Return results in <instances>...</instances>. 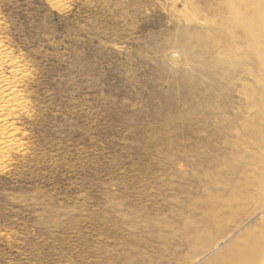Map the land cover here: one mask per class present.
<instances>
[{"label": "rangeland", "instance_id": "rangeland-1", "mask_svg": "<svg viewBox=\"0 0 264 264\" xmlns=\"http://www.w3.org/2000/svg\"><path fill=\"white\" fill-rule=\"evenodd\" d=\"M228 1L0 0V264H264Z\"/></svg>", "mask_w": 264, "mask_h": 264}, {"label": "bare ground", "instance_id": "bare-ground-1", "mask_svg": "<svg viewBox=\"0 0 264 264\" xmlns=\"http://www.w3.org/2000/svg\"><path fill=\"white\" fill-rule=\"evenodd\" d=\"M228 5H229V9H230L231 13L233 14L230 21H231L232 25L239 32V36H236V38L234 36H232L231 40H230V38L228 39L227 38L228 36L226 35L227 36L226 38L230 41V46L231 47L235 46L236 40H238L239 38L242 40H245L246 49L249 52L251 51L256 55V61H257L258 68H260L261 71H263V73H264V0H229ZM213 39H212V41H213ZM225 45L226 46L228 45V47H229V44H225ZM233 48H236V47H233ZM233 48H230V49H233ZM227 52H228V50H227ZM229 52H230V50H229ZM261 89H263V93H262V96L260 97L261 100L259 99L260 102L258 103V107L261 109V110L260 109L259 110L262 111V113H264V84H263V88H261ZM261 92H262V90H261ZM260 95H261V93H260ZM256 100H258V99L256 98ZM258 114H260V113H258ZM225 258H226V256H225ZM237 259H239V258H237ZM242 259H244V258H242ZM244 260H246V258ZM229 264H231V263H229Z\"/></svg>", "mask_w": 264, "mask_h": 264}]
</instances>
